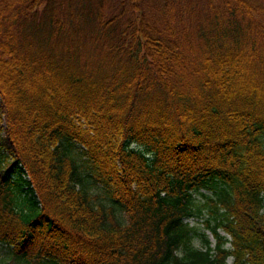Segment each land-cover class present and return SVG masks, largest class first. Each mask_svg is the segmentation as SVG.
<instances>
[{
	"label": "trees",
	"instance_id": "obj_1",
	"mask_svg": "<svg viewBox=\"0 0 264 264\" xmlns=\"http://www.w3.org/2000/svg\"><path fill=\"white\" fill-rule=\"evenodd\" d=\"M0 244L264 264V0H0Z\"/></svg>",
	"mask_w": 264,
	"mask_h": 264
},
{
	"label": "rangeland",
	"instance_id": "obj_2",
	"mask_svg": "<svg viewBox=\"0 0 264 264\" xmlns=\"http://www.w3.org/2000/svg\"><path fill=\"white\" fill-rule=\"evenodd\" d=\"M2 126H4V124H1ZM204 194L206 195H211L212 193H210L208 190H201ZM197 198L200 199V195H197ZM203 201L205 202L206 199H203ZM205 219H209L213 222L212 216L209 213V209L207 206H204L202 208V216H198V217H190L187 218L186 221L189 223L190 226H194L195 229V234L193 236V245L195 246H202L203 245V241L201 238V232L206 233L208 235L209 240H211V244H214V238L213 235L210 233V231L208 230V228L205 225ZM221 234H224L222 230H220ZM227 245V244H226ZM7 256V247L4 244H0V261L5 258ZM232 260L231 257H229L227 259V262L230 263Z\"/></svg>",
	"mask_w": 264,
	"mask_h": 264
}]
</instances>
